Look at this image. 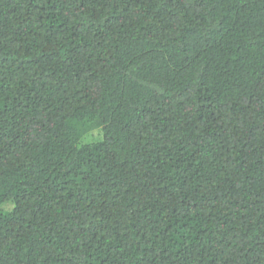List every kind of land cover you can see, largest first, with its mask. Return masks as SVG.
<instances>
[{
  "label": "trees",
  "instance_id": "obj_1",
  "mask_svg": "<svg viewBox=\"0 0 264 264\" xmlns=\"http://www.w3.org/2000/svg\"><path fill=\"white\" fill-rule=\"evenodd\" d=\"M0 264H264V0H0Z\"/></svg>",
  "mask_w": 264,
  "mask_h": 264
}]
</instances>
